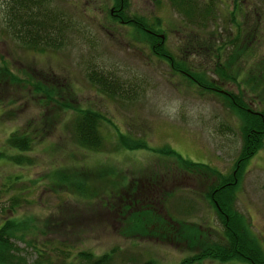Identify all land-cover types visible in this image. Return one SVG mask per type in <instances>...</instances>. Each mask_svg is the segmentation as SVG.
<instances>
[{
    "label": "rangeland",
    "instance_id": "374dc122",
    "mask_svg": "<svg viewBox=\"0 0 264 264\" xmlns=\"http://www.w3.org/2000/svg\"><path fill=\"white\" fill-rule=\"evenodd\" d=\"M6 1L0 0V146H6L5 139L14 128L43 126L28 151L34 164L0 159V189H7L0 191V198L7 205L18 195L13 214L28 218L27 223L35 227L25 239L52 254L65 245L72 252L95 253L116 247L111 264H145L148 258L152 264H176L191 251L185 240L172 235L127 234L118 210L129 197L138 200L132 209L148 204L163 216L195 221L208 238L218 237L223 227L204 197L214 178L211 171L183 170L168 155L115 145L117 130L131 137L143 135L152 147L166 143L181 156L207 162L227 174L243 145V113L228 103L226 94L207 90L173 69L151 50L140 30L113 17L110 11L119 0H42L70 23L65 42L42 52L23 46L5 29ZM237 1L217 0L216 13L199 27L188 24L169 0H125L122 13L141 14L151 24L158 18L155 31L164 33L163 44L175 58L181 57L204 74L210 79L208 85L238 93L247 107L262 114L264 90L252 91L249 75L264 71V0ZM231 53L234 60L224 65L227 76L216 65L221 66ZM93 69L109 73L117 92L101 90L91 82L88 72ZM46 86L59 90L55 96L60 101L68 99L106 116L100 125L103 151L77 144L72 109L49 100ZM262 142L244 163L233 204L264 247V135ZM96 165L114 167V179L126 177L118 195L99 189L98 195L83 199L53 185L47 176L54 168ZM14 176L19 178L13 181ZM0 213L12 214L10 210ZM26 240L16 241L32 261L37 254ZM192 264L249 263L203 257Z\"/></svg>",
    "mask_w": 264,
    "mask_h": 264
},
{
    "label": "trees",
    "instance_id": "16d2710c",
    "mask_svg": "<svg viewBox=\"0 0 264 264\" xmlns=\"http://www.w3.org/2000/svg\"><path fill=\"white\" fill-rule=\"evenodd\" d=\"M172 6L179 12H183L186 21L196 25L203 26L207 20L216 13L214 10L217 0H169ZM239 2V0L237 1ZM234 3V9L238 3ZM125 0H119L118 6L111 13L113 17L121 22H130L135 30H140L147 44H150L151 50L161 55L171 64L172 68L179 73L185 74L196 83L207 90H217V92L226 94L228 103L242 112L241 133H243L242 147L238 150L237 158L234 159V167L227 174L221 173L220 170L213 168L207 162L192 161L189 157H183L175 148L163 143L161 146H150L144 136H130L129 133L117 130V141L115 148H148L162 155H168L174 159V163L183 170H197L198 173L211 171L214 178L210 179L207 184V190L204 197L208 199L210 205L215 209L216 216L220 219L223 229L218 237H206L207 232L200 230L199 224L195 221H186L182 218H172L161 215L159 210L147 204V206H138L131 208L137 203V198H127L119 207L118 213L123 219V229L127 234L137 235L142 232L160 235L162 237L172 235L177 240L183 239L189 250L187 255H182L176 264L198 263L204 257H215L218 260H246L249 264H264V247L260 246L258 237L250 230L245 221V216L236 210L233 201L236 199L235 189H237L238 179L241 177L240 172L244 167L247 157L260 146L262 136L264 135V112L252 110L246 106L243 99L238 93H229L220 91L215 88L217 85H208L207 78L204 74L193 70L191 65H187L184 59L175 58L165 48L162 36L164 33L156 32L155 26L158 25V18L154 19L155 24L148 23L140 14H123L122 9L125 7ZM111 12V11H110ZM2 18L5 22V29L18 40L23 46L36 50L44 51L47 49L59 48L67 39L65 31L70 26L69 19L60 11L44 4L42 0H7L6 9ZM120 21V20H119ZM203 23V24H202ZM192 25V26H194ZM234 43V41H233ZM219 50V49H217ZM233 51V50H231ZM234 52V51H233ZM232 52V53H233ZM232 53L217 68H221L224 74V65H230L234 57ZM227 57V56H226ZM218 58V56H217ZM264 69V67H263ZM88 78L96 84L101 90L107 92H117V85H113L112 77L109 73L100 70H90ZM253 82L252 91L261 93L264 90V71H258L249 75ZM114 86V88H113ZM55 86L45 87V94L49 100L55 101L63 108H71L73 111V136L74 140L80 146L94 152H100L104 149V136L101 133L100 125L106 116L91 107H83L72 103L60 101L55 94L59 93ZM260 91H259V90ZM57 90V93H56ZM62 90V89H61ZM62 97V96H61ZM60 98V97H59ZM41 125L35 124L33 128H14L5 139L6 146H0V159H5L16 165H32L35 158L28 153L33 148L36 138L40 137L38 131ZM8 149V150H7ZM117 170L112 166L96 165L92 168L77 166H67L52 169L47 176L51 182L66 190L68 193L83 197L91 198L98 195L99 189L105 192H114L118 195V188L125 186L126 177L114 179ZM19 176H14L13 181ZM119 180V181H118ZM122 181V184L120 183ZM121 185V186H120ZM129 192L133 187H126ZM7 192V189L1 190ZM112 193L111 196L114 194ZM1 197V194H0ZM6 200L0 198V212L10 210L11 215L3 216L0 213V264H111L114 260L117 248L112 247L101 253H95L89 249H80L72 252L69 248L62 246L56 247L57 253H51L43 247H38L32 239H25V236L34 230L27 223L28 218L22 215L13 214L16 206L20 201L18 195H13ZM150 206V207H149ZM30 221V220H29ZM18 239H24L29 246L35 247L36 257L29 261L27 255L22 252L18 245ZM153 259L148 258L145 264H152ZM174 264V263H171Z\"/></svg>",
    "mask_w": 264,
    "mask_h": 264
},
{
    "label": "flooded vegetation",
    "instance_id": "af4514ba",
    "mask_svg": "<svg viewBox=\"0 0 264 264\" xmlns=\"http://www.w3.org/2000/svg\"><path fill=\"white\" fill-rule=\"evenodd\" d=\"M111 13L115 14V11H113V8L111 9ZM121 20V18H119ZM122 21V20H121Z\"/></svg>",
    "mask_w": 264,
    "mask_h": 264
}]
</instances>
